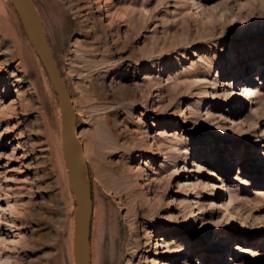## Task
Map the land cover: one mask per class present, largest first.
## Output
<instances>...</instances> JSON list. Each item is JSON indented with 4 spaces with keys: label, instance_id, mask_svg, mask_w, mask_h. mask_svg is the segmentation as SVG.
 I'll list each match as a JSON object with an SVG mask.
<instances>
[{
    "label": "rangeland",
    "instance_id": "374dc122",
    "mask_svg": "<svg viewBox=\"0 0 264 264\" xmlns=\"http://www.w3.org/2000/svg\"><path fill=\"white\" fill-rule=\"evenodd\" d=\"M54 1L34 0L89 164L91 264H264V0ZM14 40L29 70L0 53V263L75 264L58 93L0 0V52Z\"/></svg>",
    "mask_w": 264,
    "mask_h": 264
},
{
    "label": "water",
    "instance_id": "95a60500",
    "mask_svg": "<svg viewBox=\"0 0 264 264\" xmlns=\"http://www.w3.org/2000/svg\"><path fill=\"white\" fill-rule=\"evenodd\" d=\"M27 34L58 93L62 110L64 154L76 199L74 240L76 264H90V231L93 211L92 183L84 144L79 137L71 92L56 61L34 0H12Z\"/></svg>",
    "mask_w": 264,
    "mask_h": 264
},
{
    "label": "bare ground",
    "instance_id": "6f19581e",
    "mask_svg": "<svg viewBox=\"0 0 264 264\" xmlns=\"http://www.w3.org/2000/svg\"><path fill=\"white\" fill-rule=\"evenodd\" d=\"M65 1H68V0H65ZM58 0H55L54 1V8H55V10H56V14H57V17H61L62 15H63V12L62 11H60V9H59V6H58ZM69 3V2H68ZM103 9H105V8H103ZM102 13V12H101ZM104 13V12H103ZM44 27V26H43ZM95 35V34H94ZM95 39V38H94ZM96 39H97V37H96ZM95 39V40H96ZM1 47V46H0ZM53 50V49H52ZM87 51V50H86ZM4 57H5V61L4 62H7V64H9L10 62H12V61H14L15 60V58H20V62H19V67H20V71H22V72H28V70H29V56H28V54H27V52H26V49L24 48V47H22V45L20 44V41L19 40H14V42H13V45H12V47H9L8 49H6L5 51H3V52H0ZM55 55V54H54ZM57 61V60H56ZM58 63V62H57ZM32 66V65H31ZM59 66V65H58ZM60 68V67H59ZM113 69V68H112ZM61 71V70H60ZM18 80H21V78H18ZM66 82V81H65ZM67 85V84H66ZM35 88L36 87H31L30 88V92H36V90H35ZM248 88L246 89V92H248ZM10 91V90H9ZM19 97V96H18ZM104 104V103H103ZM103 108L104 109H106V103H105V105L103 106ZM3 109V108H2ZM23 109H25V108H23ZM27 109H30V107H26V110ZM74 109H76V106H74ZM2 112H3V110H2ZM112 113V112H111ZM116 113V112H115ZM2 114V113H1ZM106 116V115H105ZM39 120H41V121H44L45 122V130L47 131L48 130V128H47V126H46V118L44 117V116H42ZM102 124H103V126H105V127H107L108 129H107V131L109 130L110 132V135L112 134L113 135V137L114 138H116V137H119V134H118V132H117V129H115L114 128V126H115V122H113L112 120H111V118H110V113L109 114H107V116L105 117V119L103 120V122H102ZM102 129V128H101ZM105 130V129H104ZM106 131V130H105ZM96 132V131H95ZM95 134V133H94ZM97 134V133H96ZM99 134V133H98ZM101 135V134H100ZM79 137H80V135H79ZM104 137V136H103ZM96 138V137H95ZM18 139V138H17ZM98 139H99V137H98ZM97 139V140H98ZM95 142H96V140H94ZM103 141V140H102ZM115 141V140H114ZM117 141V140H116ZM98 143V142H97ZM104 143V142H103ZM101 144V143H100ZM100 144H98V145H100ZM97 145V144H96ZM104 145V144H103ZM105 146V145H104ZM103 146V147H104ZM107 146V145H106ZM98 159L100 160V162H101V166L105 169L106 167L109 169L110 167L107 165V162H105L104 161V159L106 158V155H107V153L106 152H103V151H101V152H99L98 154ZM138 159V158H137ZM112 168V167H111ZM115 168V167H114ZM110 170V169H109ZM69 174H70V172H69ZM71 181V180H70ZM152 182V181H151ZM148 183V182H147ZM72 184V183H71ZM173 201V200H172ZM93 212H94V207H93V211H92V216H93ZM74 225H75V219H74ZM91 232V231H90ZM161 240V238H157L156 239V242H155V245H156V247L158 246V245H161V243L159 242ZM74 242H75V240H74ZM135 246V245H134ZM0 255H2V254H0ZM1 257H3V256H1ZM0 260H4V259H1L0 258ZM1 261V262H2ZM3 263H5V262H3ZM156 263L158 264V263H160V261L157 259L156 260ZM161 263L162 264H166V262H164V261H161ZM1 264V263H0ZM75 264H76V261H75ZM90 264H91V241H90Z\"/></svg>",
    "mask_w": 264,
    "mask_h": 264
}]
</instances>
